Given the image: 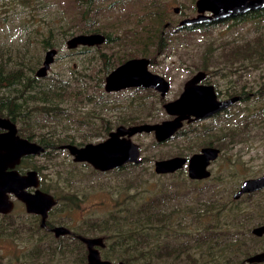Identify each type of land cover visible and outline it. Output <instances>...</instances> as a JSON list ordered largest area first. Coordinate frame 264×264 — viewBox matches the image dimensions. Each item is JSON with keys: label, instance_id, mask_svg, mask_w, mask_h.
<instances>
[{"label": "rangeland", "instance_id": "374dc122", "mask_svg": "<svg viewBox=\"0 0 264 264\" xmlns=\"http://www.w3.org/2000/svg\"><path fill=\"white\" fill-rule=\"evenodd\" d=\"M150 1L99 0L98 8L101 13L95 25L104 28L99 33L105 37L110 35L111 39L88 51L79 48L73 52L67 48L66 40L70 37V33L73 35L81 33L76 27L71 26L72 18H75L79 10L86 6L79 0H26L24 3L20 0H0V67L10 71L16 70L20 65L25 66L37 62L33 67L34 71H29L31 74L27 73L26 75L35 76L34 73L42 63L45 50L55 48L57 55L50 65L47 76L39 78L40 80L37 82L39 86H42L55 78L73 79V68H77L83 62L89 66L102 63L100 51L110 54L115 65L130 57H138L142 55L143 45L138 40L140 27L138 28L135 24L139 18L141 20L144 18L145 22L148 18L146 15L149 13L156 14L154 6L148 4ZM153 1L156 2V0ZM195 1L158 0L161 7L165 9L163 19L165 25L162 26L163 28H159L168 44L159 52L156 51L155 44H153L155 49L145 56L167 58L158 60L157 62L160 64L157 67L161 72L171 74L172 83L176 85L186 74V71L182 69L184 65H191V63L196 65L199 61H194V58H200L202 53L216 49L225 54L222 57L227 61L214 67H220L221 72L226 74V79L236 80L238 89L246 88L247 92L251 94L236 103L229 115H221L215 119L213 123L219 129L214 132H220V136L214 134L203 141L198 138L189 143L187 138L184 139L179 135L163 145L152 148V135L147 133L136 135L133 140L141 146V155L148 156V159L141 164H128L120 171L99 172L91 170L89 166L87 168L74 164L68 152L59 150L57 147L52 148L47 156L34 158L36 167L43 166L38 168V171L44 186L50 190L51 194L54 192L60 196L59 192L57 193L56 172L63 169L65 171L62 173L67 178H60L59 180L64 182H60L59 185L69 189L77 196L76 203L61 201L58 206L54 207L49 214L51 222H60L80 230L78 225L81 223V219L87 218L88 214L95 210L103 212L110 205L109 201L114 194L108 185L116 184V182L129 184L133 178L142 176L137 179L145 180L148 189L162 184L169 188L175 186L180 192L178 200H174L177 204L205 201L206 205H215V210L205 212L199 222L192 221L189 215H186L185 218L190 225L194 223L195 227L200 229L207 224H215L211 222L215 215H218L221 222L230 223L224 224L229 228V234L211 235L217 237L210 241V244L214 245L211 250L200 253L199 248L184 246L179 253L186 264L191 263L188 255L193 252H196L193 264L219 262L220 255L217 248L224 246V242H221L224 238L237 240L238 249L230 251V253L234 257L236 255L240 260L252 253L264 250V236L260 238L251 233V229L264 220V191L253 196L244 195L237 200L233 198V193L244 179L264 172V49L261 48L260 55L254 56L251 60H242L237 56L232 60L227 58L231 49L245 46L248 40L257 34L258 30H264V17L258 23L247 17L241 18L242 13H238L234 18L213 22V24H206L198 28L182 27L179 29V22L183 18L196 16ZM176 7L178 12L173 11ZM62 17L69 20L70 28L67 30L61 28ZM6 25L11 26L12 29L17 27L25 29L24 42L9 43L10 32ZM108 25H117V27L107 29ZM256 25L261 26L256 27ZM129 28H132V32L129 31ZM48 29H52L54 34L49 38L52 46L44 48L39 41L47 38ZM118 36L119 39L116 38ZM98 50L100 51L98 52ZM86 83L88 90L85 92L78 88L80 83L73 80L70 84L71 89L68 90L71 94L48 105L50 108L48 116L36 113L32 108L33 105L28 104L23 110L22 127H29L30 122L36 118L35 135L46 133L51 140H58L54 143L56 146L71 143L70 141L77 144L86 140L95 141L106 137L107 132L99 129L101 137L92 138L93 130H95L93 127L100 126L101 118L105 117L110 123L109 131L114 129L122 119V112H129L120 109L122 108L121 102L126 99L127 93L107 95L103 87H98L94 81L89 79ZM21 91L25 97L27 93H24V88L21 85L11 84L4 87L0 91V95L9 98L19 96V101H21L19 95ZM88 95L90 98H85ZM99 96L102 97L100 102L97 100ZM162 112V110H153L149 118L153 119L151 122L160 120ZM137 115L139 116L137 118L142 119L148 116L143 110L138 111ZM16 124L19 130L22 129L19 123L16 122ZM22 136L24 135L22 134ZM36 139L37 137L33 138V140ZM214 140L221 152L212 165L209 178L192 181L187 177L185 168L167 175L154 173V160L175 155H189L198 151L203 144ZM130 190L134 192L133 189ZM32 226L37 232L31 230ZM37 226L38 224L33 222L24 206L18 201L15 202L11 216L0 217V264H77L71 253L58 254L57 256H48L45 253L38 254L37 252L32 254L36 241L30 240V238L36 236L37 233L41 238L45 236ZM89 233H93V231ZM50 243H54L53 238L44 239V244ZM171 259L174 261L170 257L155 263L170 264Z\"/></svg>", "mask_w": 264, "mask_h": 264}, {"label": "trees", "instance_id": "16d2710c", "mask_svg": "<svg viewBox=\"0 0 264 264\" xmlns=\"http://www.w3.org/2000/svg\"><path fill=\"white\" fill-rule=\"evenodd\" d=\"M20 1L22 3L26 2V0ZM79 1L81 4L86 6L79 10L75 17L76 19L72 18L71 26L76 27L78 31L83 34L104 30L101 26L95 25L96 20L99 18L101 13L100 8H98L99 0ZM148 4H152L154 6L153 9L156 11V14L154 15L153 13H149L146 15L148 18L145 22L144 18L143 20L139 18L136 22L137 24H135L138 28L140 27L138 40H140L143 45V49L141 50L142 56L149 54L148 52L150 51L145 47V44H155L157 52L161 51V49L166 47V44H168L165 42L164 35L159 28L165 25L163 23L165 9L161 7L158 0H156V2L151 0ZM245 17L256 20L259 23V21L264 17V9L251 11L250 13L248 12L243 14L241 18ZM203 25L206 24H199L195 27L198 28ZM260 26L261 25H256V27ZM115 27H117V25H108L107 29H113ZM61 28L63 30L70 28L69 20L65 17H62ZM180 28L182 27H179V29ZM129 29V31L132 32V28ZM46 34H48L47 38L39 41L44 48L52 46L50 45L51 43L49 42V38L54 35L52 29H48V33ZM71 36H73L72 33H70V37ZM116 38L119 39L120 37L118 36ZM110 39V35H107L105 43L108 40L110 41ZM261 44H264V30L262 29L258 30L257 34L248 40L245 46L231 49L227 54V58H231L232 60L235 56H237L238 58L241 57L242 60H251L254 56L256 57V55H260L259 50L261 48L264 49V45ZM201 55V57L218 58L225 54L213 49L209 52L202 53ZM36 64L37 62L30 63L25 66L20 65L16 70L10 71L0 67V91L4 87H8L11 84H18L24 88V93H27L24 97L23 92L21 91L19 94L21 101H19V96L9 98L0 95V115H11L12 120L22 122L23 110L28 104H30L33 105L32 108L36 111V113H42L48 116L50 114V108L48 105L54 104L56 101H59L71 94L68 90L71 89L70 84L73 80H75L74 78H55L49 80L44 85L39 86L37 83L40 80L39 78L33 75L26 76L29 71H34L33 67ZM85 98H89V95ZM36 120L37 119L35 118L33 122L30 123H34ZM36 128L37 126L31 124L28 127V134L26 132L24 134L29 139H32ZM93 128L95 129L93 130V136H96L101 132V130H99L101 129L99 126H94ZM104 130L108 129L105 127ZM44 135L46 134L42 133L39 135L40 137L38 142L42 144H51L52 146H54L56 141L58 142V140L51 142L50 138ZM120 170L121 168L116 171ZM62 171L65 170L60 169L56 172V187L60 196L54 192L52 193L56 201L55 206H58L61 201L76 203V194L59 185L60 182H64H59L60 178H67V176L63 175ZM137 178H133L129 184H118V182H116V184L108 185L114 194L112 199L109 201L110 205H108L103 212H97L95 210L89 213L87 218L90 223H80V225L85 226L84 232L93 231V233L97 232L100 234H115L119 236L111 238V240L118 242L128 240L136 243V245L131 249V251L134 252L132 256L113 255V257H109L110 260L116 263L122 261L125 264H156L155 262L159 263L163 259L172 257L174 261L171 259L170 264H186L185 260L180 257L179 253L184 246H187L188 248H199V252L203 253L214 247L210 244V241L217 237L211 235H226L230 233L229 228L224 225L230 223L226 221L221 222L218 215H215L211 220V222L215 224H207L200 229L195 227L194 223L190 225L185 218L186 215H189L192 221L199 222L205 212L207 213L215 210V205H206L205 201H196L190 204L185 203L183 205L177 204L174 200H178L180 192L175 188V186L169 188V186L162 184L161 186H155L148 189L146 188L147 184L145 180ZM130 189H133L134 192H131ZM104 206L105 204L103 207ZM37 228L39 229V226H37ZM31 230L37 232L34 226L31 227ZM123 234L132 235L133 237H122L121 235ZM181 236H186L187 238ZM221 242H224V246H219L217 248L220 259L219 262L214 264H242V260L237 258L236 255L235 258L234 255H231L230 253V251L238 249L239 245L237 240L234 241L233 238H224ZM125 249L126 247L124 246L118 248V250ZM43 253L47 254V251H43ZM63 254L64 251H62V255ZM195 255L196 252L188 255V259L191 260V263L189 264L194 263ZM48 256H54L53 251ZM200 264H207V262H202Z\"/></svg>", "mask_w": 264, "mask_h": 264}, {"label": "flooded vegetation", "instance_id": "af4514ba", "mask_svg": "<svg viewBox=\"0 0 264 264\" xmlns=\"http://www.w3.org/2000/svg\"><path fill=\"white\" fill-rule=\"evenodd\" d=\"M263 9H264V7L259 8V9H255L252 11L263 10ZM248 12L250 13L251 11H248ZM248 12H246V13H248ZM246 13H243V14H246ZM204 14L205 15H211L210 12H205ZM234 17L235 16L225 17L223 19L205 22V23H201V24H213V22L216 23L218 21H222L224 19L234 18ZM197 25H199V24H197ZM197 25L179 26V27H185L187 29H191ZM100 45H102V44H89V45L88 44H85V45L79 44L75 47L70 48V50H72L73 52H76V50H78L79 48H84L83 49L84 51H88L91 48H95L94 46L99 47ZM145 47L150 50L148 53H151L153 51L152 49H155L152 44H145ZM49 49H53V48L46 49L44 52V56H45L47 50H49ZM99 51L100 50H98V52ZM56 55H57V52L54 55V57H56ZM44 56H43V59H44ZM110 56H111L110 54L108 55L105 52L100 51V57L102 58V63H100L96 66H89V65L85 64V62H83V64L79 65L77 68H75V69L73 68V70H74L73 78L75 79L76 82L80 83L78 88L83 89L85 92L88 90V85H87L86 81L90 79V80L94 81L98 87H100V88L103 87V90L107 95L117 94V93H121V92L127 93L125 96L126 99L123 102H121L122 108H120V109H122L124 111H129V112H122L123 113V115L121 116L122 119L119 118V119H121V121L114 129L109 131L110 123H109V120H106L108 118H105V117L101 118L102 123L99 127L103 130L105 127L108 129V130H104V132H107V136L104 137L103 139H97L95 141L86 140V141H83L82 143H77V144L70 141L71 143H64V144H60L57 146L56 145L52 146L51 144H42V143L38 142V139L40 137L39 135H41L42 133H40L37 136L34 134L32 136V139H29L24 134L25 132L28 134L29 129H28V127L23 128L21 125L22 122L12 120L11 115H7V116L6 115L5 116L0 115V118L5 119V121H6V122H4V124H6V126H0V139H2V138L6 139L0 145V168H2L5 172H10V171L15 170L20 176H23V177L28 176L29 172L34 171L35 172V178H31L29 180V182H32V185L26 187L25 188L26 191L34 193L36 190H40L42 192H45V193L52 195L50 190L44 186L43 180H42V178L39 174V171H38V168H42L43 166L39 165L38 167H36V165H34L33 159L37 158V157H41V156H47L49 154V152L52 151V148H54V147H57V149H59V150H66L68 152V154L71 156L74 164H78V165H81V166L87 167V168L89 166L91 168V170L99 171V172H107V171H111V170H117V169H120V168H122L128 164H141L142 162H144L148 159V156L144 157L141 155V146L139 145V143H137L133 140V138L136 135L143 134V133H147V134L152 135V137H153L152 148L163 145V144H165V142H168L171 139H175L179 135H181L184 139L187 138L189 140V143H192L191 140H195L198 138L200 139V141H203L208 137H212L214 134L215 135L219 134V136H220V132L219 133L214 132L215 130L219 129L213 123L215 121V119H217L221 115H225V116L229 115L231 109L234 107V105L236 103L246 99L251 94V93L247 92L246 88L238 89L236 80L226 79L225 78L226 74H223L221 72V68L220 67H214L216 65H222V62L227 61L226 59H223V57L194 58L193 59L194 61H199V62L196 63V65H193L192 63H191V65H189V64L184 65L182 67V69L184 71H186V74L184 75V77L182 78V80L179 83H177L176 85H173L172 75L167 74L165 72H161L159 70V68L157 67L160 64L157 62L158 60H166L167 58H160V57L150 58L147 56L140 55L138 57H130V58L120 62L119 64L115 65ZM133 58H146V59H148L149 62L147 65V69L151 73L157 74L158 76L162 77L167 82V85L169 88L164 95L161 93V91H158L154 87H145V86H129L126 88H121V89L112 90V91H107L105 89V84H106L105 79L109 75V73L111 71H113L115 68H117L119 65H121L124 62H126L127 60L133 59ZM217 62L219 64H216ZM42 63H43V60H42ZM42 63L39 67L42 66ZM183 64H185V63H183ZM36 71H35L34 75L37 78H44L47 76V74L44 76H36ZM186 88L189 91H193L196 89L200 90L201 95L204 96V103L199 107V111L205 113V115L201 118H196L193 114H188L186 112L184 114L185 119H183L181 121V126L172 135H170L169 137H166L162 140H157L154 131H150V132L137 131L131 135H128L127 133L120 134L119 135L120 139L121 138L129 139L132 143L137 145V148L139 150V157H138L139 161L136 163L127 162V163L121 165L120 167L112 168V169L106 170V171H101L99 169L94 168L90 163H88L86 161L75 160L74 159L75 156L70 154L69 150L67 148L61 147L63 145L71 144L77 148H81L87 143H99L101 141L106 140L109 137V134L112 132H115L117 130V128H119V127H121L123 130H128V129L133 128V127H138V126H142V125L161 124L164 121L173 120L176 118V115L169 114L166 111L165 105L167 103L173 102L176 99H178L180 97V95L184 92V90H186ZM172 89H176V90H172ZM236 96L238 97V100L226 105L223 108L216 109L215 106H216L217 102L226 101V100H229V99L236 97ZM89 98H90V96H89ZM97 100L99 102L102 101V97L99 96L97 98ZM140 110H143L148 114L147 118H145V119L137 118V117H139L137 115V112ZM153 110H162L163 111L162 112V118L160 120L151 122L153 119H149V118L151 117V112ZM16 122L19 123V125H21V128L23 130L18 129ZM206 122H208V123H206ZM34 123H31V124L35 125ZM21 132L24 136H22ZM100 133L96 136L92 135L91 137L92 138L93 137H101ZM44 136H47V135H44ZM14 137H18L20 139H26L28 141L34 142V143L40 145L43 148V151L36 153V154H33V153L25 154L19 158L18 163H16L14 165V167H11V164H12L11 153L13 150L12 143H13ZM34 137H37V139L33 140ZM50 140H51V138H50ZM52 141L53 140H51V142ZM207 147H213V148L219 149V153H218L217 157L215 159L210 160L209 165L207 166V169L210 172V175L206 178H201V179L190 178L188 176V164H189L190 157L194 154L200 153L203 148H207ZM220 152H221V150L219 147H217L215 145V140H214V141H209L206 144H203L199 148L198 151H195L189 155H175V156H182L185 158V163L183 164L182 168L186 169L187 177L192 181H198V180L207 179L211 176L212 165L215 163ZM172 157H174V156H172ZM168 158H170V157H168ZM161 159H166V158H161ZM157 160H160V159H157ZM155 161L156 160H154V162ZM154 162H153V165H154ZM182 168H180L179 170H181ZM153 170H154V166H153ZM179 170H177V171H179ZM177 171H174L172 173H164V174H157V175L173 174ZM262 175H264V172L260 175L254 176L252 178H257V177H260ZM244 180H246V179H244ZM36 181H37V185L34 186L33 183ZM52 181L54 183L53 177H52ZM50 182H51V180H50ZM59 182H60V180H59ZM242 182L240 183L238 189L233 193V198L235 200L241 198L244 195L253 196L259 192L264 191V187H262L260 189L254 190V191L242 193L240 196L235 198V194L239 190ZM60 189H61V187H60ZM58 192L59 191H57V193ZM7 195H8L9 200L12 202V207L6 213H4L0 210V217L11 216V213L13 212L14 205H15L16 201L21 203L24 206V209L26 211L25 204L20 199H18L14 193L9 192V193H7ZM55 203H56V201H55ZM55 203L47 211V216L45 217L44 225L41 224L42 216L40 214L29 213L26 211V213L32 218L33 222L38 224L40 232L42 231L43 234L45 235V236H43V238L45 240H48V237H51L54 239V243H50V244L46 245V244H44V239L39 237L38 236L39 233H37L36 236H34L33 238H30V240L34 239L36 241L35 248L33 249L32 254H35L36 252L38 254L39 253L42 254L43 251H47V254L50 255V253L53 251V255L57 256L58 254L62 255V251H64V254L71 253V256H73V258L76 259V261H74V262L77 264H88V262H89V250L90 249L97 251L98 258L100 260L109 261V262H112L114 264H119V263H123V262L119 261L116 263V262L110 260L109 257H113V255H116V256H132L134 254V252H132L131 249H132V247H134L136 245V243L130 242L128 240L121 241V242L111 240V238L118 237L119 235L106 234V233L93 234V233H89V232H84L85 231L84 225L79 224L80 226L79 225L78 226H79L80 230H76L75 228H73V227L71 228L69 226H66L65 224L60 223V222H55V221H54V223L51 222L49 220V214L52 211V209L54 207H56ZM263 216H264V213H263ZM80 222L90 223V222H88V218H83V219H81ZM262 222L257 226L264 225V220ZM57 226H63L65 228H67L68 232L57 234L54 230V228ZM254 227H256V226H254ZM252 229H251V233H252ZM22 235L24 236V233H22ZM253 235L261 238L264 236V233L262 235H255V234H253ZM121 236L126 237V238L133 237L132 235H128V234H123ZM90 239H96L97 241H96V243H93L89 247L86 240H90ZM122 246L126 247V249L125 250H118V248L122 247ZM67 251H69V252H67ZM261 251H264V250H261ZM258 252H260V251H258ZM255 253H257V252H255ZM255 253H252L250 255H253ZM40 256H42V255H40ZM245 259L246 258H244L242 260V264L243 263H246V264H263L264 263V261L249 263V262L245 261ZM123 264H125V263H123ZM130 264H135V263H130Z\"/></svg>", "mask_w": 264, "mask_h": 264}, {"label": "water", "instance_id": "95a60500", "mask_svg": "<svg viewBox=\"0 0 264 264\" xmlns=\"http://www.w3.org/2000/svg\"><path fill=\"white\" fill-rule=\"evenodd\" d=\"M196 16L185 17L179 22V26H192L205 22L223 19L225 17H233L238 13H246L255 9L264 7V0H196ZM178 12V8L174 9ZM205 12H210L211 15H205ZM167 25V24H166ZM106 37L99 33H79L71 36L66 40L67 48L70 49L79 44H102ZM57 50L55 48L47 50L42 66L36 71V76H44L54 61V55ZM148 59L133 58L119 65L106 77L105 89L107 91L118 90L129 86H145L154 87L164 95L168 90L167 82L157 74L151 73L147 69ZM201 97V98H200ZM238 100V97H233L229 100L217 102L216 109L223 108L226 105ZM204 103V96L200 90L196 89L189 91L187 88L178 99L165 105L166 111L169 114L176 115V118L169 121H164L161 124L142 125L133 127L128 130L117 128L115 132L109 134V137L99 143H87L81 148H77L71 144L61 147L67 148L69 153L75 156L77 161H86L94 168L101 171L110 170L120 167L127 162L139 161V150L137 145L129 139L119 138L120 134L127 133L131 135L137 131H154L157 140H162L172 135L180 126L181 121L185 119L184 114H193L196 118H201L205 113L199 111V107ZM5 119L0 118V126L4 124ZM6 139H0V145ZM12 164L14 167L18 163L19 158L25 154H36L43 151V148L26 139L14 137L12 143ZM219 153L218 148L207 147L203 148L200 153L194 154L189 159L188 176L192 179L206 178L210 175L207 169L209 161L215 159ZM185 158L182 156H174L166 159L156 160L154 162V172L156 174L172 173L183 167ZM31 178H35V172H29L28 176H20L15 170L5 172L0 168V210L4 213L8 212L12 207V202L9 200L7 193L11 192L16 195L24 204L26 211L29 213H37L42 216L41 224L44 225L47 211L54 205V197L48 193L36 190L34 193L25 190L26 187L32 185L29 182ZM37 185V181L33 183ZM264 187V175L257 178H249L242 182L239 190L235 194V198L242 193H247ZM57 234L66 233L68 229L63 226L54 228ZM255 235L264 233V225L256 226L252 229ZM96 239L86 240L89 247L96 243ZM245 261L262 262L264 261V251L257 252L246 257ZM88 264H114L109 261L100 260L96 250H89ZM123 264V263H119Z\"/></svg>", "mask_w": 264, "mask_h": 264}, {"label": "clouds", "instance_id": "9594fccd", "mask_svg": "<svg viewBox=\"0 0 264 264\" xmlns=\"http://www.w3.org/2000/svg\"><path fill=\"white\" fill-rule=\"evenodd\" d=\"M7 30L10 32L9 43L19 41L20 43L24 42L26 38V30L20 27L12 29L11 26L6 25Z\"/></svg>", "mask_w": 264, "mask_h": 264}]
</instances>
